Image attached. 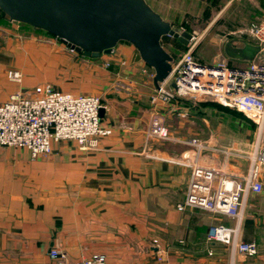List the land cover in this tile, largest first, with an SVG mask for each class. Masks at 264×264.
<instances>
[{"label": "crops", "instance_id": "crops-1", "mask_svg": "<svg viewBox=\"0 0 264 264\" xmlns=\"http://www.w3.org/2000/svg\"><path fill=\"white\" fill-rule=\"evenodd\" d=\"M146 1L189 32L192 19L207 23L201 37L206 51L196 55L201 61L226 58L231 66L244 67L250 60L245 54L249 44L255 45L251 22L264 0ZM164 46L175 59L184 52ZM86 63L94 67L93 83L79 90L69 81L70 67L77 68L72 75L79 78L78 69ZM11 69L21 73V80L9 77ZM152 69L128 41L88 57L37 27L0 18V104L14 93L29 94L50 83L75 94L99 95L102 123L112 129L95 149L61 140L53 143L51 154L36 159L27 149L0 146V264H56L53 248L76 261L104 251L111 255V247L124 253L126 263L138 247L134 262L139 264H264V188L248 193L239 224L228 215L177 207L196 165L215 168L219 176L246 177L264 146V125L211 99L177 97L154 104ZM155 111L171 129L172 140L149 137ZM194 137L205 146L189 143ZM261 179L264 185V172ZM213 185L218 186V178ZM213 224L238 225L239 240L255 241L259 252L247 256L209 240ZM135 230L142 232L136 240ZM148 231L160 250L145 245ZM97 238L112 244H96Z\"/></svg>", "mask_w": 264, "mask_h": 264}, {"label": "built area", "instance_id": "built-area-1", "mask_svg": "<svg viewBox=\"0 0 264 264\" xmlns=\"http://www.w3.org/2000/svg\"><path fill=\"white\" fill-rule=\"evenodd\" d=\"M251 36L259 51L244 67L231 66L226 58L214 62L201 61L196 56L202 35L191 32L187 49L174 60L169 78L156 87L151 101L171 102L177 97L211 99L238 110L264 125V17L251 25ZM72 52H76L70 47ZM144 71H147L146 69ZM8 75L21 80L19 71L11 69ZM155 77V70L150 71ZM175 83L176 87L169 85ZM102 98L94 94H75L54 88L50 83L37 85L32 93H14L0 104V146L27 149L33 158L52 153L56 141L74 140L81 149H95L102 137L112 129L102 123ZM149 137L171 140L172 133L162 115L155 111L148 129ZM205 146L194 137L188 141ZM264 172V146L258 148L249 173L243 179L219 176L215 168L196 165L191 173L186 197L178 204L179 210L200 208L242 220L246 196L250 191L264 188L261 174ZM218 178V186L214 180ZM211 241L230 244L235 251L252 256L259 252L255 241H240L239 226L211 225L208 233ZM153 246L160 250L159 240ZM212 253V252H210ZM56 264H108L105 254L96 253L76 261L60 248L50 250Z\"/></svg>", "mask_w": 264, "mask_h": 264}, {"label": "water", "instance_id": "water-1", "mask_svg": "<svg viewBox=\"0 0 264 264\" xmlns=\"http://www.w3.org/2000/svg\"><path fill=\"white\" fill-rule=\"evenodd\" d=\"M1 17L51 33L88 57L110 53L118 42L128 41L155 70L158 88L171 75L175 60L163 38L171 36L188 45L192 37L146 0H0ZM258 51V46L249 44L245 55L252 59Z\"/></svg>", "mask_w": 264, "mask_h": 264}, {"label": "rangeland", "instance_id": "rangeland-1", "mask_svg": "<svg viewBox=\"0 0 264 264\" xmlns=\"http://www.w3.org/2000/svg\"><path fill=\"white\" fill-rule=\"evenodd\" d=\"M256 10H257V13H256L257 16L255 17V20L252 21L251 23L260 21V19H262L264 17V7H262V8L261 7H257ZM192 20H194V21H193V23L191 22V24H190V26H191L190 30H192L193 32H196L198 35H202L203 34L202 31L207 26V23L202 18L201 19H198V18L195 19L194 18ZM251 23L244 24L242 28L246 30L249 27V25H251ZM203 43H204V39L202 38L199 41L198 48L196 50V55H197V53L201 54V52L204 53L206 51V50L203 49V46H201V44H203ZM203 50H204V52H203ZM100 67L104 68L103 65H100ZM93 68H94L93 65H91L90 63H86L85 65H80L78 71L81 72V75L79 76V78H77V77L75 78V76H77V75H72V70H74V69L77 70V68L74 67V69H72L70 67V76H71V78L69 80L70 83L71 84L72 83L79 84L80 87H75L76 89H79V90L87 89L86 86L87 85L91 86L92 83H93V80L91 79V75H89V74L92 73V71H95ZM102 71H103V69H102ZM77 93H79V92H77ZM172 137H173V135H172ZM154 139H156V138H154ZM157 140L162 141L161 139H157ZM71 141H74V140H71ZM167 141H169V140H167ZM29 154H30V152H29ZM30 157H31V159H36V158H33L31 156V154H30ZM140 234H142V232L135 230V232H134V240L138 239V236ZM146 234L147 235H145V237L143 238L144 239L143 241H145V245H148V244L149 245L150 244L153 245V240L156 237H154V234L151 231H148ZM116 235H117L118 238L121 236L120 233H116ZM94 241H95L96 244H99V245H101V244L105 245L106 243L112 244L111 241H110L111 242L110 243L108 240L103 239V238H97ZM111 249H112V254L111 255L108 254L107 252L105 253V251L104 252H100L102 254H105V256L107 257V260H108V264H139V263L134 262V261H135L136 257L139 255L140 251L142 250L141 248L135 247L133 249V251H134L133 252V257L131 259H129L130 262H128V263L125 262V258H123L124 253H122V251L120 249H116L115 247H111ZM94 254H96V253H94ZM132 259H134V260H132Z\"/></svg>", "mask_w": 264, "mask_h": 264}, {"label": "trees", "instance_id": "trees-1", "mask_svg": "<svg viewBox=\"0 0 264 264\" xmlns=\"http://www.w3.org/2000/svg\"><path fill=\"white\" fill-rule=\"evenodd\" d=\"M42 30V29H41ZM44 31V30H43ZM46 32V31H45ZM48 33V32H47ZM49 35L54 36L51 33H48ZM55 37V36H54ZM167 44H173L177 49L181 50V51H185L187 49V46L185 44H183L181 41H179L176 38H172L171 36H165L163 38V45H167ZM176 55H174L175 57Z\"/></svg>", "mask_w": 264, "mask_h": 264}]
</instances>
